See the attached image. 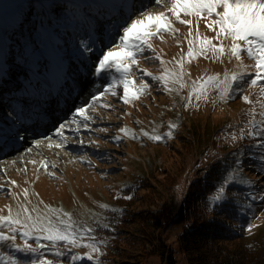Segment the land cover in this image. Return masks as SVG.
Returning a JSON list of instances; mask_svg holds the SVG:
<instances>
[{
	"label": "rangeland",
	"instance_id": "1",
	"mask_svg": "<svg viewBox=\"0 0 264 264\" xmlns=\"http://www.w3.org/2000/svg\"><path fill=\"white\" fill-rule=\"evenodd\" d=\"M14 2L18 5L16 12L20 23L15 27L5 23L0 29V77H2L0 122L3 119L12 122L16 132L22 133L28 129L37 131L41 129L39 132L42 133L45 127L42 124L45 123L48 126V134L34 138L31 134L30 137L24 134L23 140L26 139L24 143L19 141L13 143L11 139L9 144L14 149L6 154L2 152L3 145L0 143V216H7L9 209L15 214L18 211L22 212L23 207L30 211L36 207L41 213L53 210L61 215L67 214L81 228L93 229L94 224L105 222L108 213L116 206L117 197L136 175L153 176L158 180L173 178L174 187L170 194L168 192L167 194L175 213L191 182L203 178L213 163L234 159L232 154L241 149L246 150L253 143L251 139H240L239 136L241 129L247 131L245 126L249 117L245 114L253 107L257 113L264 110L260 106L264 103V98H258V89H247L243 92V95L249 96L253 104H247L239 98L228 103L218 100L215 105L195 100L194 82L199 81L201 77L207 78L218 73L222 75L225 71L234 70L237 65L235 59L229 63L221 58L223 61L221 62L212 58L211 54L204 59L197 56L191 62L185 59L184 67L187 73L184 77L185 87L179 94L175 92L169 94L163 89H158L148 77H144L151 86L139 100L124 104L119 99L123 95V87L119 85L116 88L117 96L108 94L101 96L98 102L92 103L90 98L102 91L101 84L106 85L113 78L119 80L120 74L112 70L104 74L100 80L91 75L93 69L78 58L80 40L87 41L89 32L92 33L93 41L100 35L107 39L109 33L113 32L116 20L123 22L129 11L118 10L115 20L108 13L98 18H86L83 9L78 7L83 0H14ZM137 3L139 6V0ZM154 9L157 8H150L149 11L153 12ZM166 14L171 16V13ZM190 19L193 20L192 27L195 33L196 18ZM41 21L43 28L40 27ZM33 27L37 31H32ZM174 27L178 29L175 36L165 34L163 40L152 41L153 47L165 64L161 66L159 61L150 64L138 59L140 69L158 76L162 73L163 67L172 69L177 61L187 56L188 40H194V35H188L186 25L175 22ZM199 30L205 37L215 35L205 27L202 19ZM45 31L59 41V44L50 42L47 47L40 46L43 53L40 59L42 66L37 68L35 58L24 55L25 46L29 37L39 42L41 34ZM144 55L152 53L146 52ZM243 62L245 65L252 64L246 57ZM220 63L222 69L218 68ZM37 71L40 73L39 78L35 75ZM8 75L9 79L6 78ZM139 83L138 73L133 79L130 94L135 93ZM189 93H193L192 101L185 110ZM43 99L46 100L43 102ZM90 103L92 106H89ZM43 104H47L44 108H49L46 109L48 116L38 119V122L33 120L28 123L32 117L35 119ZM81 106L85 107V114L90 115L95 123L89 121V129L80 127L77 131L76 123L67 122L81 120V117L76 116V111ZM61 123H66V127L62 129L66 139L57 147L61 142L60 136L57 135ZM170 124L176 127L170 130ZM101 128L105 130L97 131ZM122 128L126 132H121ZM169 131L170 136L167 135ZM233 132L236 133V140L232 139ZM160 134L164 137L162 141L151 139L152 136ZM115 137H120L119 142L115 141ZM34 139L37 140L34 142ZM188 143L190 144L187 147ZM255 161V155L251 160L245 157L243 170L232 173L245 183L232 181L231 176L228 177L230 185L242 187L243 196L249 192L264 191V176H261L254 167L248 166ZM49 172L53 175L50 176ZM226 186L223 184L220 187ZM25 189L28 191L27 200L23 196ZM147 193L148 189L139 191L141 198L133 204V208L144 205L141 201H144ZM219 195L218 188L212 196V201L216 202ZM227 195L228 191L225 188L224 196ZM248 200V204H253L247 212L249 222L254 227L250 231L247 230L248 222L245 230L250 237L259 238L264 235V200L257 202ZM83 207L86 208L85 211ZM180 227L179 224L169 227V240L174 247ZM0 232L8 234L7 229L3 227H0ZM95 240L100 242L96 237ZM88 242L87 239L81 241L82 244ZM14 243L16 247L22 248L24 241L18 237ZM29 243L36 247L35 242ZM42 243L48 249L44 253V258L52 259L57 264H72L71 255L86 257L90 251L86 247L71 248L60 243L53 248L50 242ZM100 251L103 253L99 258L101 264H110L104 259L103 244ZM55 252L62 255L57 257L54 255ZM0 257H12L18 264H30L28 255L16 251L8 242H0ZM176 258L177 264H186L179 252H176ZM79 264L91 262L84 259ZM147 264H159V261L157 258H151Z\"/></svg>",
	"mask_w": 264,
	"mask_h": 264
},
{
	"label": "snow or ice",
	"instance_id": "2",
	"mask_svg": "<svg viewBox=\"0 0 264 264\" xmlns=\"http://www.w3.org/2000/svg\"><path fill=\"white\" fill-rule=\"evenodd\" d=\"M78 7L83 9L86 18H98L108 13L115 20L118 10L127 9L129 11L128 17L124 18L123 22L116 20L113 32L109 33L107 39L100 35L96 41H93L92 33L89 32L87 41L80 40L78 58L93 69L91 75L100 80L104 74L112 70L120 74L119 80L113 78L110 83L101 84L102 91L93 94L90 98L92 103L98 102L101 96L108 94L117 96L116 88L119 85L123 87V95L119 99L124 104L139 100L151 86L144 77H148L158 89H163L169 94L174 92L179 94V91L185 87L184 77L187 74L184 60L191 62L197 56L209 57V54L216 60L223 58L229 63L235 59L237 65L234 70L225 71L222 75L218 73L207 76V78L201 77L199 81L194 82L196 101L211 102L215 105L218 100L228 103L239 98L247 104H253L248 95H243L247 89H258V98H264V0H150V2L149 0H139V6L137 0H83V3ZM17 8L18 5L14 0H0V29L5 23L12 27L20 23L16 12ZM150 8H157V11H149ZM133 10H135L134 13ZM166 13H171V16ZM192 17L196 18L195 33L192 27L193 20L190 19ZM201 19L204 20L205 27L215 33L211 38L200 37L199 22ZM175 22L188 26V35L195 36L194 40H188L187 56L177 61L172 69L163 67L162 73L158 76L145 69H140L138 59H143L150 64L154 61H159L161 66L165 64L161 55L153 47L152 41L163 40L165 34L175 36L178 32V29L174 27ZM40 27H44L43 21H41ZM32 31H37V29L33 27ZM50 42L59 44V41H56L47 31L41 34L39 42L29 37L24 55L35 58L36 66L39 68L42 66L40 59L43 56L40 46L47 47ZM194 45H196L195 48ZM146 52H151L152 55L145 56ZM245 57L252 61L251 65L244 64ZM221 62L223 61L221 60ZM138 73L140 74L139 87L136 88L135 93L130 94L129 90L133 87V79ZM35 75L39 78L40 73L37 71ZM213 93L215 95H212ZM192 96L193 93H189L188 103L184 106L185 110L191 104ZM92 103L89 106H92ZM105 106L111 107V105ZM260 106L264 109V103H261ZM85 111V107L81 106L76 111V116L81 117V120L74 119L67 123H76L77 131L80 127L89 129L88 122L95 123V121L90 115L85 114ZM245 115L249 117L245 126L247 131L241 129L239 138H249L253 143L246 150L241 149L232 154L235 167L221 177V182L228 185L229 188V176L232 181L245 183L238 176L232 175L234 171L243 170L245 157L251 160V157L255 155L256 161L248 166L254 167L261 176H264V110L257 113L253 107ZM65 127L66 123H61L57 129L61 143L66 139L62 131ZM175 127L174 124L169 125L170 130ZM104 130L97 129V131ZM120 131L126 132L123 128ZM2 132L3 129H0V133ZM167 135L170 136L171 131ZM16 138L23 140L24 134L17 131ZM51 139L49 138V140ZM114 139L119 142L120 137ZM151 139L161 141L164 137L154 135ZM232 139H237L235 132L232 133ZM60 146L61 144H57V147ZM45 167L47 166L45 165ZM48 174L53 175L51 172ZM219 192L220 195L217 196L216 202L218 204L223 202L222 206L226 209L231 207L234 214H237L241 208L251 209L253 207V204L235 205L231 200H226L224 187H220ZM23 196L27 200V189L23 191ZM125 198L131 199L130 196ZM247 199H251L253 202L264 200V191L249 192L245 196V200ZM0 227L6 228L8 232L7 235L0 232V242H8L9 246L16 251L28 255L30 264H57L52 259L44 258V253L48 249L42 241L50 242L53 248L62 243L65 247H86L90 250L86 257L71 255L72 264H79L84 259L90 261L91 264H101L99 258L103 253L100 251V247L104 241L96 242L95 236L92 235L94 229L81 228L67 214L61 215L53 210L41 213L36 207H33L31 211L27 207H23L22 212L18 211L14 214L9 209L7 216H0ZM103 227L107 228L108 225L105 224ZM252 227L254 225L249 222L247 230L250 231ZM18 237L24 241L22 248L16 247L14 243ZM85 239L89 242L82 244L81 241ZM30 241L35 242L36 247H32ZM54 255L59 257L62 253L55 252ZM0 264H18V262L12 257H0Z\"/></svg>",
	"mask_w": 264,
	"mask_h": 264
},
{
	"label": "trees",
	"instance_id": "3",
	"mask_svg": "<svg viewBox=\"0 0 264 264\" xmlns=\"http://www.w3.org/2000/svg\"><path fill=\"white\" fill-rule=\"evenodd\" d=\"M233 167V158L213 163L203 178L191 182L175 213L168 198L174 187L173 178L134 176L117 197L105 222L93 226L95 237L104 241V259L110 264H147L149 259L157 258L159 264H177L179 252L186 264H264V235H247V208L234 214L231 207L222 206L223 202L212 201L213 194L223 185L221 177ZM225 188L226 200L235 205L249 203L241 195L242 187ZM143 189H148L144 201L141 199L144 205L135 209L133 204L140 200L138 193ZM129 196L131 199L125 198ZM105 224L107 228L103 227ZM175 224L181 225L176 247L168 232Z\"/></svg>",
	"mask_w": 264,
	"mask_h": 264
},
{
	"label": "bare ground",
	"instance_id": "4",
	"mask_svg": "<svg viewBox=\"0 0 264 264\" xmlns=\"http://www.w3.org/2000/svg\"><path fill=\"white\" fill-rule=\"evenodd\" d=\"M149 2H150V0H149ZM157 11V9H154V11L153 12H156ZM122 15H124V14H122ZM121 15V16H122ZM124 16H126V15H124ZM125 18V17H124ZM195 27H197V25H195ZM199 28H200V22H199ZM200 31L201 30H199V33H200ZM200 37L201 38H203V37H205V35H204V33H200ZM206 37H209V38H211V36H206ZM194 39H195V36L193 37ZM203 59L204 58H206L205 56H201ZM218 68L219 69H222V64L220 63L219 65H218ZM197 72V71H196ZM1 79H2V77H0ZM6 78L7 79H9L10 77H9V75L8 76H6ZM5 78V79H6ZM47 78V77H46ZM0 83H2V81L0 80ZM75 90V89H74ZM11 91V90H10ZM9 91V92H10ZM2 94V93H1ZM46 99H48V98H46ZM46 99H43V102L46 100ZM61 99V98H60ZM61 104V103H60ZM47 104H43L42 106H43V108L39 111V113L37 114V116H35V119H34V117H32L33 119H30V120H28V123H30V122H32L33 120L36 122H38V119L40 120V118H42L43 116H45L46 114H49V113H47L46 112V109H49V108H44L45 106H46ZM9 106L10 107H13V105L12 104H9ZM153 107H155V105L153 106ZM45 110V111H44ZM11 112H9V114H10ZM38 115H39V117H38ZM9 117H10V115H8ZM14 122V121H13ZM26 125V124H25ZM30 125V124H29ZM43 125V132L42 133H40L41 132V129L40 130H32V129H28L26 132H23V134H25V135H27V136H29L30 137V134H31V137L32 138H34V136H41V135H45V134H48V126H47V124L45 125V123H43L42 124ZM13 126V127H12ZM0 129H3V132L2 133H0V137H2V138H0V143H2V145H3V150H2V152L3 153H9V152H12L13 151V149H14V147H12L10 144H9V141L11 140V139H13V143L15 142V141H19V142H21V143H24L25 141H26V139L25 140H21V139H18V138H16V130L14 129V124L12 125V122L11 123H9V122H7L5 119H3L1 122H0ZM30 130V131H29ZM40 131V132H39ZM40 133V134H39ZM160 136H162V134H160ZM37 139H34V142L36 141ZM162 141V140H161ZM60 144H61V142H59ZM1 154V153H0ZM4 155V154H3ZM64 156V155H63ZM83 210L85 211L86 210V208L85 207H83Z\"/></svg>",
	"mask_w": 264,
	"mask_h": 264
}]
</instances>
